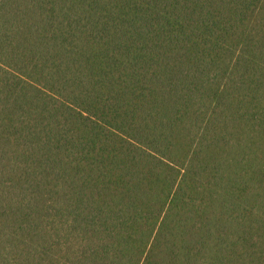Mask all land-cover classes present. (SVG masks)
I'll return each mask as SVG.
<instances>
[{
  "label": "trees",
  "instance_id": "16d2710c",
  "mask_svg": "<svg viewBox=\"0 0 264 264\" xmlns=\"http://www.w3.org/2000/svg\"><path fill=\"white\" fill-rule=\"evenodd\" d=\"M0 264H264V0H0Z\"/></svg>",
  "mask_w": 264,
  "mask_h": 264
}]
</instances>
